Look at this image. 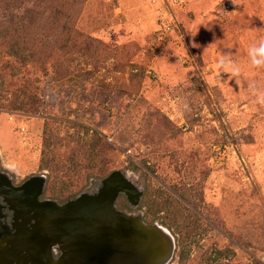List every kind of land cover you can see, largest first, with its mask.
Returning <instances> with one entry per match:
<instances>
[{
	"label": "rangeland",
	"instance_id": "374dc122",
	"mask_svg": "<svg viewBox=\"0 0 264 264\" xmlns=\"http://www.w3.org/2000/svg\"><path fill=\"white\" fill-rule=\"evenodd\" d=\"M170 1L85 0L66 23L94 41L50 52L44 69L15 62L34 107H10L16 86H0V167L16 181L44 174L41 197L59 203L124 171L143 219L174 236L168 264H264V105L249 90H264V67L248 56L264 0ZM224 55L239 77L217 68Z\"/></svg>",
	"mask_w": 264,
	"mask_h": 264
},
{
	"label": "water",
	"instance_id": "95a60500",
	"mask_svg": "<svg viewBox=\"0 0 264 264\" xmlns=\"http://www.w3.org/2000/svg\"><path fill=\"white\" fill-rule=\"evenodd\" d=\"M45 179L44 174H31L7 190L13 218L22 221L13 224L16 232L3 247L8 264L169 263L175 248L171 231L157 221L146 222L140 213L115 207L119 193L133 197V204L142 193L124 171H110L94 192L61 203L37 199ZM30 190L34 197L27 196Z\"/></svg>",
	"mask_w": 264,
	"mask_h": 264
},
{
	"label": "trees",
	"instance_id": "16d2710c",
	"mask_svg": "<svg viewBox=\"0 0 264 264\" xmlns=\"http://www.w3.org/2000/svg\"><path fill=\"white\" fill-rule=\"evenodd\" d=\"M84 1L33 0V4L23 9L22 12H15L11 7L10 0H0V7L2 8L0 12V52H3L2 56L5 54L11 60L9 78L7 82H4L3 75L0 74V86H16L12 91V94L15 93L13 95L15 98L10 103V107L23 110H30L34 107L33 103L28 101L33 93L27 87H18L17 85L18 70L15 69V62L20 61L22 64L31 62L33 66L44 69L48 63L47 56L50 55V52H67L73 47L71 41L79 44L87 38L94 41L91 36L82 32L80 35L82 42L80 43L78 36H71V27L66 23L68 17L75 18L81 12ZM42 2L46 3L47 7H40ZM59 19L61 20L60 23H58ZM56 23L59 26L58 36L52 39L48 31L52 32ZM55 42L57 43L56 46H54ZM85 46L92 49L91 44ZM81 50L82 45L80 46ZM83 53L85 52L83 51ZM147 211L149 208H146L145 214Z\"/></svg>",
	"mask_w": 264,
	"mask_h": 264
},
{
	"label": "flooded vegetation",
	"instance_id": "af4514ba",
	"mask_svg": "<svg viewBox=\"0 0 264 264\" xmlns=\"http://www.w3.org/2000/svg\"><path fill=\"white\" fill-rule=\"evenodd\" d=\"M27 178V177H26ZM26 178L21 179L20 181L13 180V178L0 167V264H8L7 263V258L5 255V251L3 249L4 246L7 244V239L9 235H13L16 232V227L13 224L21 223V219L17 218V220H14V212L10 208V204L8 202V195H7V190L9 187L13 186H19ZM30 194H27L29 197H34L31 193H33V190L29 191ZM142 195V193H141ZM139 197L138 203L133 204L131 201H133V197L127 198L126 195L123 193H119L117 198L115 199V207L119 210L125 211L127 213H131V210H127L126 208H134L135 209V214L140 213L142 218H144L146 208L145 210H142L139 207L140 204V198ZM42 196V193L37 196V199H45ZM144 208V207H143ZM153 220L152 222H154ZM33 222L28 221L26 223L27 226H30V224ZM147 222V221H146ZM151 223V222H148ZM59 252L56 253L58 255ZM15 264V263H13Z\"/></svg>",
	"mask_w": 264,
	"mask_h": 264
},
{
	"label": "clouds",
	"instance_id": "9594fccd",
	"mask_svg": "<svg viewBox=\"0 0 264 264\" xmlns=\"http://www.w3.org/2000/svg\"><path fill=\"white\" fill-rule=\"evenodd\" d=\"M232 3L237 6L236 0H232ZM197 35H191L193 37L192 47L196 48L199 45L195 42L194 38ZM248 56L251 66L264 67V39H260L257 43L252 44L248 48ZM217 68L221 69L224 73L228 74L230 78H237L240 75V68L230 58L229 55L221 56L217 62ZM249 90L253 96H255V103L264 105V90L259 89L255 84L249 85ZM57 246H53V252L55 254Z\"/></svg>",
	"mask_w": 264,
	"mask_h": 264
},
{
	"label": "built area",
	"instance_id": "2783aa9c",
	"mask_svg": "<svg viewBox=\"0 0 264 264\" xmlns=\"http://www.w3.org/2000/svg\"><path fill=\"white\" fill-rule=\"evenodd\" d=\"M169 2L171 3V1H170V0H169ZM176 24H177V23H176ZM176 24H175V25H176ZM169 28H171V26H169Z\"/></svg>",
	"mask_w": 264,
	"mask_h": 264
}]
</instances>
